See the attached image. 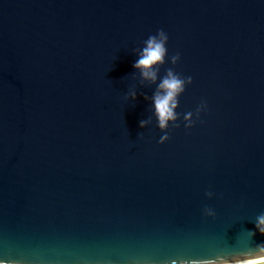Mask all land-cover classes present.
Masks as SVG:
<instances>
[{"label":"water","instance_id":"1","mask_svg":"<svg viewBox=\"0 0 264 264\" xmlns=\"http://www.w3.org/2000/svg\"><path fill=\"white\" fill-rule=\"evenodd\" d=\"M168 68L192 82L161 130ZM261 214L264 0H0V264H211Z\"/></svg>","mask_w":264,"mask_h":264},{"label":"clouds","instance_id":"2","mask_svg":"<svg viewBox=\"0 0 264 264\" xmlns=\"http://www.w3.org/2000/svg\"><path fill=\"white\" fill-rule=\"evenodd\" d=\"M168 40L167 34L163 30H158L155 35H149L143 42L142 49H134L133 52L137 55V60L132 67L139 71L140 76L144 80L156 82L157 73L161 65L165 62L167 54L166 43ZM179 60V54L173 55L170 58V63L175 65ZM192 82V78L181 77L175 73L172 68H168L164 77L160 80L157 86V91L153 95V106L155 115L158 121V127L163 130L167 127L169 121H175L177 114L174 109L178 106V97L184 92L185 86ZM132 99L136 98V93H130ZM127 99V97H125ZM203 108V103L196 109L197 113ZM193 113L187 112L184 114V120L188 121L185 128L192 126L191 118ZM146 121H140L139 126L144 127ZM167 135L160 138V143L167 140ZM206 196H211V192H206ZM207 214L211 215V210L206 209ZM255 228L260 234L264 235V214L257 217ZM255 235L254 232L250 233ZM211 264H264V244L256 246L253 253H245L242 256L233 257L231 259L219 258Z\"/></svg>","mask_w":264,"mask_h":264}]
</instances>
